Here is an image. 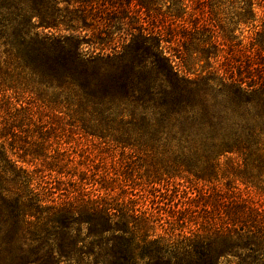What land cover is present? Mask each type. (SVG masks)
I'll list each match as a JSON object with an SVG mask.
<instances>
[{"label":"trees","instance_id":"16d2710c","mask_svg":"<svg viewBox=\"0 0 264 264\" xmlns=\"http://www.w3.org/2000/svg\"><path fill=\"white\" fill-rule=\"evenodd\" d=\"M249 1L256 18L264 0ZM75 4L0 0V51L16 82L73 108L86 135L149 155L170 180L210 182L230 156L247 184H264L260 51L236 54L213 25L189 29L172 11L161 20L144 0ZM191 56L204 62L194 78L181 70ZM12 110L0 106V264H264V208L252 198L207 203L199 224L178 188L150 209L132 197H73L51 178L65 167L31 169L50 157L45 136Z\"/></svg>","mask_w":264,"mask_h":264},{"label":"rangeland","instance_id":"374dc122","mask_svg":"<svg viewBox=\"0 0 264 264\" xmlns=\"http://www.w3.org/2000/svg\"><path fill=\"white\" fill-rule=\"evenodd\" d=\"M62 7L72 8L77 0H58ZM150 3L159 19H169L168 11L177 17V23H186L189 29L206 22L214 26L228 46L237 54L241 47L253 54L261 52L264 58V48L256 46L259 39L257 33L262 29L264 9L259 3L251 13L249 0H144ZM183 3L190 6L187 13ZM261 4V3H260ZM193 14V15H192ZM255 45V46H254ZM227 46V48H228ZM226 48V49H227ZM181 68L184 73L194 78L204 67L196 57H189ZM52 95L44 89H36L16 82L8 72L5 55L0 51V106L2 114L13 109L19 111L27 121L25 128L45 136L43 147L47 149L49 159L33 162L31 169H43V165L57 164L65 167L64 174L52 173L51 178L62 182L66 189L72 191L73 197H79L83 192L90 196L115 198L123 197L128 203V197L139 200V205L150 209L155 196L168 194L167 198L175 199V188H178L184 201L200 213L196 214V222L202 223V209L207 203L226 201L241 194L244 198H252L264 208V184L253 187L242 177V161L236 157L222 158L220 167L210 182H200L192 177L188 180L185 175L177 174V178L168 179L163 174L161 166L154 163L151 157L134 154L130 149H124L111 141L86 135L81 129V116L73 108L51 104ZM54 99V98H53ZM17 110V111H16ZM24 110V111H23ZM24 112V113H23ZM29 119V120H28ZM59 154L63 157L56 159ZM29 162L30 159H27ZM76 191V192H74ZM168 191V192H167ZM184 191V192H183ZM135 194L136 196H131ZM180 196H177V199ZM140 198V199H139ZM191 219L187 217L186 223ZM188 229L196 230L191 224ZM188 229L186 230L188 232Z\"/></svg>","mask_w":264,"mask_h":264}]
</instances>
